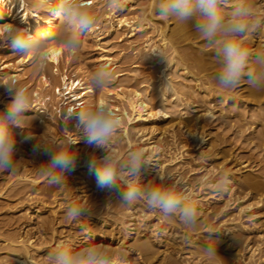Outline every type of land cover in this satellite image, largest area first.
Returning <instances> with one entry per match:
<instances>
[{"label": "bare ground", "instance_id": "6f19581e", "mask_svg": "<svg viewBox=\"0 0 264 264\" xmlns=\"http://www.w3.org/2000/svg\"><path fill=\"white\" fill-rule=\"evenodd\" d=\"M134 1L136 0H125L124 7L119 12L113 13L105 9L104 17H102L104 21L107 22V28L101 30L98 26L100 24L94 25L82 35L83 44H85L88 39H91L95 47L100 51L98 67L101 64H108L114 73L111 86L107 88L103 94L96 93L89 87L91 75L85 67H82L81 64H77V67H74V69L72 68V60L75 53L60 51L56 61L50 59L45 67L40 68L33 62V57L31 55L16 54L15 49L6 46H0V87L6 91V93L9 91L4 84L16 83L18 86H28V90L29 86L34 87L31 89L33 99L31 103L32 110L30 111L41 113V117L46 114L50 115L49 112H51V114L55 112L59 116L62 129L67 127L71 131L75 130L78 118L74 116L70 120H64L63 118L69 110L79 111L81 109H86L89 104L97 102L100 96L103 95L122 121V125L113 140L114 148L124 155L130 147H143L146 149L147 158L152 162V164L145 166L141 183L144 185L153 183L159 184L161 183L159 176L160 174H164L167 176L164 183L171 184L176 179H180L182 181L181 187L189 188L196 192L195 199L199 210L198 226L195 229H189L183 225L178 217L167 220L164 219L158 211L150 209L143 199L127 206L123 205L118 200L115 191L102 189L104 197L107 198L104 202L105 206L102 208L100 205L93 203L87 217L82 216L81 219L77 221L82 225V230L84 234H86V241L84 239L81 248L88 245L89 239L94 241L101 235V237L107 236L110 238V245H118L129 253H135L139 257L141 256L146 262L155 259L157 264H172L170 261L172 258L195 256V259L205 258L212 264H248L245 260H240V254L244 250L242 235L234 233L232 231L233 227L227 226L230 225L228 223H232L231 221L233 219H231L232 217L226 219L224 215L226 214V208L232 205L236 206L238 221L239 218L241 217L242 219V215L246 212L248 213V211L250 215H247V217L255 216L257 213L254 211L255 208H258L259 212L264 214V207H262V205H264V182L257 180V177L253 176L251 173L234 174L232 173L234 171L229 167L227 168L224 165L218 167V164L221 163L213 165L210 170H208L215 177L219 176V174L224 171L229 173L230 185L226 192L215 195V181L206 179L207 177L205 176L207 172L202 174L199 179H197V177L196 179L191 178V176L194 175L192 172L195 168L186 169V166L192 165L193 167L192 163L197 161L206 164L211 157L218 156L220 153L217 152L218 150H215V142L212 141H208L205 147L199 148L196 155H193L194 152L188 151L189 149H185H191V146L196 148L199 142L184 143L183 140L190 141V138H198L199 135H201L199 136L201 139L206 137V134H204L205 131L203 130L205 126L200 125L201 123L197 116H195V118H190V120L185 118L187 110H191V108H189L190 104L188 105V103L184 101L187 97L183 98L184 100L182 99L187 93L183 92L186 89L179 91L178 88H176L177 91L174 86L176 84L166 78L167 75L165 74L166 72L164 73V70L159 71V75H157L158 81L156 80L155 86H153V84H147L142 88L130 89L127 85L128 77L121 75L117 70L116 62L108 55L111 48L110 42L114 34H118V32L125 29V34L130 38L135 36L136 33L143 31L142 26L144 25H142L141 22H144L145 19H139L140 17L127 18V16H124V11L126 9L129 10L134 8ZM99 2H103V0H92L94 14L98 12L97 8L98 4H100ZM148 2L151 13L154 12L153 16H159L154 11V0H148ZM252 2L255 7L257 14L256 20L259 21V26L251 32L245 42V46L255 53L264 50V0H252ZM29 3L38 4L39 0H29ZM48 3L55 8L58 0H48ZM22 17H25V23H23L22 26L28 27L32 33H37L43 29L55 31L59 23L58 19L52 16V13H49L46 9L33 10L32 7L23 8L21 0H0V32L6 33L10 24H21ZM162 19L165 29L169 20H172L174 25L170 28L167 35L163 28H157L159 32L158 45L152 44L151 55L156 56L157 50L160 49L163 52L166 47H170L171 57L169 55L170 59L167 58L169 59L168 63L176 69L179 68L182 74L184 73V76L187 75L188 78L192 80L191 82L199 81L198 75L201 72L214 69L215 72L208 73L207 81L204 83L209 86L208 88L206 87L207 89L204 91L211 102L229 98L230 103L236 106L246 105L250 106L252 110L255 108L254 110H257V115L260 114L259 111L264 112V98H261V93L264 92H262V90L254 89L247 83L246 91H244V93H238V91L235 92L233 90L222 89L218 85L216 74L221 65L216 59L213 50L206 49L208 47L206 42L190 24H181L173 18ZM154 30L156 29L154 28ZM179 38L184 42H189L190 44L187 45L192 47L194 51L186 45L192 52L183 50L178 53L173 42ZM177 49L179 50L180 47ZM175 53L178 54V60L173 57ZM156 59L158 60L159 58ZM250 68L254 69L255 66L250 65ZM194 69L198 72H193L195 71ZM33 84L35 85L33 86ZM190 93L188 96L192 94ZM209 93L212 94V96H210ZM214 93H218V95L216 96ZM49 105L52 107L51 111L49 110ZM209 108L205 110V114L208 117H212L214 113L211 111L212 109ZM174 115L177 116V121L174 119ZM236 119L241 121L238 117ZM249 125L252 127L253 123ZM254 126L252 134L248 138L249 142L254 143L255 146L260 148L264 147V125L261 123L259 124L262 128L261 131H256L257 126ZM63 134L65 135V132ZM165 134L169 135L171 143L161 144L159 142V140L161 141L159 138L161 136L163 137ZM137 142L139 144H137ZM73 147L78 152V158L83 160L87 158L86 162L89 161L88 159L91 158L94 151L97 152V155H102L103 153L89 146L84 140H81L80 143ZM122 148H126V150L122 152ZM184 153L186 155H184ZM185 157H187V159H185ZM86 162L83 161L85 164ZM212 164L213 163L210 162L208 168ZM239 164L242 167L238 169L250 166L247 165L246 160L241 161ZM177 165L180 166L177 167ZM262 167H264V165H262L261 168ZM183 168L185 169L183 170ZM215 168L216 170H214ZM196 171L197 170H195V172ZM235 171L238 173L239 170L236 169ZM31 183L35 184V182ZM70 186L79 189L80 192L84 189L82 190L83 196L91 191H98L101 189L97 186L96 179H87L84 175L80 177L79 180L72 179L68 182L66 189L71 190ZM89 187L91 188L88 189ZM229 193V200L220 203V198H222L223 195L227 196ZM100 196L101 194L99 197ZM242 200H245L244 203H242ZM259 205L261 206L259 207ZM102 213H105V217L100 216ZM51 214V216H47L46 220H43V223L52 225L65 223L66 218L55 217V212ZM230 216H232V214ZM216 220H218L219 223L212 225L213 221L217 222ZM68 222L69 220H67L66 223ZM221 223L225 226L222 233L220 230L223 229L224 226L221 228L219 226ZM157 224L163 227V231L164 229H168V232L166 234H163L161 231L159 232L157 230ZM262 225H264V223H262ZM259 226L255 227V230H258L261 235L262 232L259 230ZM148 233L152 234L153 238L147 236ZM244 240L247 239L245 238ZM26 242L22 241L20 237H13L9 240V245L13 251L16 250L18 253L25 254L26 258H29L28 244ZM207 242L216 243V252L223 260L217 257L215 260L209 261L204 254V247L208 246ZM249 243L247 242L246 244L249 245ZM254 250H250V252L252 251L253 253ZM112 252L119 257L116 249ZM124 264H127V262H124ZM252 264L257 263L252 262Z\"/></svg>", "mask_w": 264, "mask_h": 264}, {"label": "clouds", "instance_id": "9594fccd", "mask_svg": "<svg viewBox=\"0 0 264 264\" xmlns=\"http://www.w3.org/2000/svg\"><path fill=\"white\" fill-rule=\"evenodd\" d=\"M21 4L23 8L46 9L58 19V26L55 31L43 29L32 33L28 27L22 26L26 16L22 17L21 24H10L6 33L0 32V46L15 49L19 55H31L40 68L45 67L57 51H79L83 43L82 33L90 30L96 20L92 0H58L55 8L48 0H39L38 4L21 0ZM124 4L125 0H103L105 9L113 13L119 12ZM154 11L162 18H173L195 29L221 65L216 81L222 89L235 90L247 77L251 87L264 90V50L253 53L245 46L251 32L259 26L252 0H154ZM113 76L109 65L101 64L91 75L89 87L103 94L111 86ZM4 85L11 101L5 111H0V170H15L18 147L13 129L16 127L29 130L25 140L36 141L33 152L48 156L38 166V174L57 186L66 183V173L76 167L78 152L73 146L84 140L104 153L97 155L94 151L88 161L99 188L115 191L123 205L130 206L143 199L150 209L158 211L166 220L178 217L189 229L198 226L196 192L181 187L180 179L171 184L164 183L167 179L164 174H160L159 184H142L144 168L152 164L146 156V149L133 146L122 155L114 148L113 140L122 121L103 95L86 109L69 110L63 119L77 117L75 130L65 127L62 129L65 135L48 142L38 139L39 135L31 131L29 116L25 115L32 110L29 91L16 83ZM229 185V173L224 171L219 174L214 187L223 193ZM89 211L85 204H70L65 212L66 219L79 220ZM207 244L204 254L209 261L221 258L216 252V243ZM48 264H124V257H117L104 246L90 244L75 250L70 243L62 241L49 253Z\"/></svg>", "mask_w": 264, "mask_h": 264}, {"label": "rangeland", "instance_id": "374dc122", "mask_svg": "<svg viewBox=\"0 0 264 264\" xmlns=\"http://www.w3.org/2000/svg\"><path fill=\"white\" fill-rule=\"evenodd\" d=\"M99 3L100 4H98L97 8L98 12L96 11L97 13L95 14L96 20L94 25L100 24L98 25L99 28L104 30L108 26L107 22H105L103 18L105 7L102 4L103 2ZM148 3V0H136L133 3L134 8L129 10L126 9L124 11V16H127V18L140 17L139 19H145L144 22H141L142 25H144L142 26L143 31H140L136 33L135 36L129 38L125 34V29H123L122 31L118 32V34H114L112 38L113 41L111 40L110 42L111 48L108 55L111 59H113L114 62H116L117 70L121 73V75L128 77V88H142L147 84H153V86H155L156 82L158 81L157 75H159V71L164 70V73L166 72L165 74L167 75H165L166 78L171 80L172 83L176 84H173L175 89L178 88L179 91L186 89L183 92H187L188 94L186 93L182 99L187 97V99L183 100L186 101L188 105L190 104L189 108H191V110H187L185 118L190 120V118H195V116H197L199 118L198 120H200V125L205 126L203 130L205 131L204 134H206V137L201 139L199 138L201 135H199L198 138H190V141L183 140L184 143L199 142L198 147L193 148V146H191V149H185H189L188 151L194 152L193 155H196L199 148L205 147L208 141H212L215 142V150H218L217 152L220 153L218 156L211 157L209 159V161L213 163L209 168V161L206 162V164L202 163L201 161L193 162V167L192 165H185L186 169L195 168V170H197L196 172L195 170L192 172L194 175L191 176V178L196 179L197 177V179H199L202 174L207 172V175L205 176L207 177L206 179H212V181L216 182L218 176L215 177L209 172V170L213 165L221 163L218 164V167H222L223 165L227 168L229 167L232 169V171H234L232 172L234 174L251 173L253 176L257 177V180L264 182V167L261 168V166L264 165L262 164L264 163V147L260 148L255 146V144L250 143L248 139L252 134V129L255 127L254 125L257 126L256 131H261L262 128L259 126V124L261 123L264 125V112L259 111L260 114L257 115V110H254L255 108L252 110L250 106H236L235 104L230 103L229 98L211 102L204 91L209 86L204 83L207 81V75H209L208 73H214V69L210 71L206 70V73L204 71L200 74L198 73V83L194 81L191 82L192 80H190L187 75V77L184 76V73L182 74L179 68L176 69L175 67H172L170 63H168L171 57L170 47H168L169 50L166 47L165 49L167 51L164 49L163 52L160 49L157 50L156 56L151 55V49L153 45H158L157 41L159 40V32L157 28H163V30H165V34L167 35L170 28H172L174 25V22L169 20L165 29L163 25V19L159 16H153L154 12L151 13ZM154 28L156 30H154ZM187 44L190 43L186 41L184 42L180 38L173 42V45L178 53L183 50L187 52L194 51V49ZM186 45L189 48H192V51H190ZM179 47L180 49L178 50L177 48ZM206 49L208 50L210 48L207 47ZM99 53L100 51L95 47L94 42L91 39H88L85 44L82 43L79 51L75 53L72 60V68L74 69V67L78 66L77 64H81V66L85 67L89 74L92 75L98 67ZM173 57L178 60V54H173ZM156 58L159 59L157 60ZM194 70L195 71L193 72H198L196 69ZM172 79L175 80L173 81ZM244 79L245 80H242L240 85L233 91H238V93H244V91H246L248 85L247 77ZM34 85L35 84H33V86ZM27 87L25 86V88L28 90ZM33 88L34 87L29 86L28 91L30 94H32L31 89ZM262 92H264V90H262ZM189 93L191 94L190 96H188ZM215 94L216 96L218 95V93H214V95ZM262 94L264 93H261V98H264V95ZM32 96L33 95H31V98L33 99ZM210 96H212V94H210ZM10 101V93H6V91L0 87V111H5ZM208 108L212 109L211 111L214 113L212 117H208L205 114V110ZM51 109L52 107L49 105V110L51 111ZM49 114L50 115L46 114L41 117V113H37L36 111L25 113L26 116H29L28 122L31 127V131L36 135H39L38 139L52 142L63 136L64 132L62 131V124L57 113L54 112L51 114V112H49ZM174 116V119L177 121V116ZM237 117L240 118L242 122L237 120ZM251 123H253L252 127L249 125ZM13 131L18 147L15 170H0V264H48L49 253L53 251L55 247L62 241L70 243L75 250L81 249L84 239L86 241V234H84V231L82 230V225L77 222L78 220L69 221L66 223L67 219H65V212L67 207L73 203H80L91 208L92 204L96 203V205H100L103 208L105 206L104 202L107 198L104 197L102 189L98 191H91L85 196H83L84 194L82 193V190L84 189H82L81 192L79 189L72 188L71 186V190L66 189L68 182H70L72 179L79 180L83 175L86 176L87 179H96L95 172L87 165V158L84 160L78 158L76 167L66 173V183H62L59 186L50 184L45 177L38 174V166L44 163L48 159V156L43 152H33V144L36 143V141L25 140V137L29 131L28 129L16 127L13 129ZM159 139H161V141L159 140L161 144L171 143L169 135L165 134ZM137 144L139 143L137 142ZM125 150L126 148H122L121 151L123 152ZM185 153L184 155H186ZM103 154L104 153H102V155ZM185 159H187V157H185ZM243 159H245L247 165L250 166L238 169L242 167L239 163L241 161H245ZM83 161L86 162V164L83 163ZM179 166L180 165H177V167ZM184 169L185 168H183V170ZM236 169L239 170L238 173L235 171ZM214 170H216V168ZM31 182H35V184H32ZM90 188L91 187L88 189ZM215 193V195H220V192L215 191ZM100 194L101 196L99 197ZM223 196L220 198V203H224V201L226 202L229 200L230 193L227 196ZM244 201L245 200H242V203H244ZM260 206L261 205H259V207ZM262 207H264V205H262ZM254 211L257 212V216L255 215L253 217H247V215H250V212L248 211L249 214L247 212V214L244 213L242 215V219L240 217L238 221V216L236 215V206L232 205L226 208V214L224 213V216H226V219H230L232 217V223H228L230 225L227 226L233 227L232 231L234 233L242 235L244 250L240 254V260H245V262L248 264H252V262L264 264V229H262L264 228V225H262V223H264V214L260 213L258 208H255ZM53 212L56 213L55 217L64 218L65 223L55 225L43 223V220H46L47 216H51V213ZM231 214L232 216H230ZM84 216L87 217V214ZM100 216L105 217V213H102ZM216 221L217 222L213 221L212 225L219 223L218 220ZM257 223L261 226H259ZM257 225L260 227L259 230L262 232L261 235L258 230H255V227H258ZM219 226L222 228L224 224L221 223ZM157 228V230L159 232H163V234L168 232V229H164L163 231V227H160V224H157ZM224 229L225 226L220 230L221 233L224 231ZM147 236L153 238L152 234L148 233ZM13 237H20L22 241H27L26 243L28 244L27 247L29 258H26L25 254H21L16 250H12L11 246L9 245V240ZM108 238L109 237L107 236L101 237V235H99L94 241L89 239L88 245L91 244L104 246L111 249V251L116 249L119 257L123 256L125 259L124 262H127V264H157L155 259H151L149 262H146L143 258H141V256L139 257L135 253H129L123 248H120L118 245H110L111 240ZM245 238L247 240H244ZM247 242H250L249 245L246 244ZM250 250H254V252L252 253ZM251 253L253 257L251 256ZM170 261L172 264H212L205 258L195 259V256H182L180 258L175 257Z\"/></svg>", "mask_w": 264, "mask_h": 264}, {"label": "snow or ice", "instance_id": "6c2138e0", "mask_svg": "<svg viewBox=\"0 0 264 264\" xmlns=\"http://www.w3.org/2000/svg\"><path fill=\"white\" fill-rule=\"evenodd\" d=\"M59 54H60L59 51L55 52V53L53 54V56L51 57V59H52L53 61H56V60L58 59Z\"/></svg>", "mask_w": 264, "mask_h": 264}]
</instances>
